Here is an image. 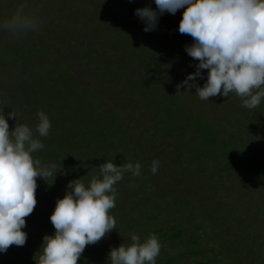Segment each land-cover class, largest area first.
Segmentation results:
<instances>
[{
	"label": "trees",
	"instance_id": "obj_1",
	"mask_svg": "<svg viewBox=\"0 0 264 264\" xmlns=\"http://www.w3.org/2000/svg\"><path fill=\"white\" fill-rule=\"evenodd\" d=\"M103 1L101 4V0H93L86 7L88 11L83 13L71 15L68 12V14H63L67 15L65 17L59 15L55 21L56 24L47 27L45 33L41 29L37 32L40 40L35 39L34 33H29L22 40L10 39L14 42L4 45L2 40L9 37L6 34H0V111L4 110L10 131L14 130L16 124L15 119L7 116L10 111L16 113L19 124L27 125L33 130L39 123L36 115L38 112H44L48 116L51 123L49 135L34 137L40 139L45 147L32 155L34 159H39L42 165L56 166L52 176L54 179L66 181L68 176L72 175L74 180L80 179L86 185L93 176L99 175L98 166L104 162L111 161L118 166L128 162L141 164V175L133 178L131 184H128V188H133V194L127 197L126 203H120V201L115 203V208L109 213L116 220V228L113 230L112 237L119 245L128 246L131 242L127 237L123 239V234L126 233L120 232L119 228L123 227L124 217L128 218L139 210L142 213L138 214L139 217L146 218V223L140 222L138 218L131 219V225H128L129 230L141 231L142 229L141 233H136L139 237L142 234H147V237L152 234H162L164 231L163 228L152 232L143 229L150 225L151 220L158 218L157 215L148 217V214L151 209H158L159 204L151 207L149 204L152 198L148 196V193H144L146 198L142 197V189L150 185L161 190L164 182L161 173H165L159 170L160 173L153 174L146 164L148 159L146 160L145 155L159 151L157 147H154L157 143H151V146L146 145L148 141L146 136L149 133L147 127L150 123L156 121L159 125L157 133L163 141L171 142V148L173 147L177 153L184 154L187 151L186 154L191 162L207 158L210 151L214 153L222 150L223 155L227 157V162L225 168L219 170L220 172L239 171L241 165L244 164L242 166L251 172L250 175L264 176V159H262L264 146L261 149L264 139H258L257 142H251L252 144L245 146L236 145L231 140L220 139L219 132L203 117L181 106L179 98L167 96L163 101H151L153 94L141 87L142 77H138V73L130 72V70L125 73L121 68V60L126 56L133 60L141 56L142 60L145 59L143 62L147 69L151 68L152 72H156L158 69L155 65L149 64V61L155 57L148 48V42L158 37H151L145 41V38L137 31L130 29L122 35L119 24L115 26L109 23L110 20L119 18V15L108 10L113 8L123 10L125 7H136V10L138 8L136 0L134 2H129V0ZM37 4L39 3L29 5L28 8L34 15H37ZM152 9L155 10L156 5ZM74 10H82V8ZM89 13L102 16L97 22L95 17L90 18ZM182 13L183 9L178 10L175 15L164 13L159 18L157 30L150 31V35L158 33L159 30L168 32L170 38L179 42L181 46L185 38V35L178 33ZM102 17L106 19L101 20ZM133 24L136 27L139 25L138 17L130 23L132 26ZM141 24L144 26L143 22ZM164 25L165 28H162ZM49 37H53L56 42L52 43ZM77 68L81 70L78 75H75ZM126 75L130 79L137 78L141 81L136 89L126 90L128 95L134 93L130 97L137 98L138 104L134 107L138 108L141 114L136 118L131 115L130 118L126 117L130 110L129 106V109L122 110L123 107L114 105L115 102L108 104L106 100L108 95H98V91H95V88L99 90L101 87L111 90L113 86L117 95L118 93L123 95L122 87L126 82L124 80ZM85 83L90 85L86 86ZM83 86L86 87L85 90H81ZM135 90L138 93H135ZM147 114L151 117L146 118ZM184 120L190 122L188 127L193 126L196 131L191 135L189 142H184L185 134H187ZM231 144L236 146L234 150H238V153L231 154L234 152L230 149ZM178 158L176 165L182 164L185 156ZM211 174L213 176L215 173ZM54 179L50 177L46 182L48 180L54 182ZM141 181L143 183L139 189L138 185ZM37 184L38 188L42 186L43 193H36V198L46 206L43 210L44 219L39 220L44 221L43 228L55 231L50 222L55 205L52 200L51 202L45 200V195L52 192L46 190L47 183ZM60 193L58 191L52 194L62 199L64 193ZM136 195H139L141 199H137ZM174 230L176 231L171 236H168V233L164 236L172 244L174 242L182 244L185 238L183 230H179L177 226ZM189 241L197 244L196 236L189 238ZM11 253L9 249L6 253H0V260L10 259L13 264H30L33 259V246L26 252L15 253L16 255L12 256ZM188 254L197 256L200 253L189 251L186 254L171 257L164 264H181L179 259H184ZM9 255L12 258H9ZM156 264L161 263L159 261ZM200 264L211 263L200 262Z\"/></svg>",
	"mask_w": 264,
	"mask_h": 264
},
{
	"label": "rangeland",
	"instance_id": "obj_2",
	"mask_svg": "<svg viewBox=\"0 0 264 264\" xmlns=\"http://www.w3.org/2000/svg\"><path fill=\"white\" fill-rule=\"evenodd\" d=\"M136 1L138 2V8H152L155 5L154 0ZM37 2L39 4L36 5V16L40 21V29L45 33L47 27L56 24L55 21H57L59 15L62 16L64 13L68 14V12L74 15L88 11L86 7L93 0H0V17L8 15L21 5L26 11L31 12L28 9L29 5H34ZM102 2L104 1L101 0L100 3L102 4ZM75 8H82V10H74ZM135 8L125 7L123 10L118 8L108 10L119 15V18L110 20L109 23L115 26L119 24L122 35H125L127 29H130L137 31L145 38V41L151 37H158L156 40L151 39L148 42V48L155 57L149 61V64L155 65L158 69L156 72H152L151 68L147 69L143 62L145 59L142 60L141 56L135 60L126 56L121 60V68L124 69L125 73L130 70V72L138 73V77H142L143 84L141 87L153 94L151 95V101H163L167 96L179 98L181 106L188 108L197 116H201L205 121H208L219 132L220 139L231 140L236 145L245 146L252 144L251 142H257L258 139H264V99L255 109H248L241 106V98L234 93L230 94V97H210L209 101L201 100L198 95H195L196 90L194 87L190 89L182 87L180 92L184 93L177 94L176 86L182 83L189 74L194 73V69L196 71L195 65L198 61L193 60L184 50L186 45L193 42L192 38L185 35L180 46L179 42H175L170 38L168 32L159 30L158 33L152 35L145 32L139 18L137 27L134 24L133 26L130 25L131 22L133 23L137 19L134 16ZM88 15L91 16L90 18L95 17L97 22L99 17L102 16H96L92 13ZM104 19L106 18L102 17L101 20ZM162 28H165V25ZM110 31L116 33L114 30ZM34 35L36 40H40V35L37 32H34ZM10 39L6 37L2 40V43L8 45L14 42ZM22 39L24 37L19 40ZM49 39L52 43L56 42L53 37H49ZM80 70L81 68L75 69L74 74L78 75ZM201 71L204 78L198 77L194 82L200 87L206 82L207 77V70ZM124 80L126 82L122 87L123 95L122 93L117 95L113 90V86L111 90L101 87L99 90L95 88V91H98V95L107 94L108 104H114L115 102L114 105L123 107L122 110L130 107L126 117L130 118L131 115L136 118L137 115L141 114L136 108L137 98L130 97L134 93L128 95L126 90L136 89L141 81L137 78L130 79L127 75L124 76ZM192 83L193 81H189V84ZM88 85L90 84L88 83ZM85 88L83 86L81 90H85ZM76 91L79 92L78 89ZM135 93H138L137 90H135ZM149 117L151 115L147 114L146 118ZM184 122L186 124L185 132L187 133L184 142H189L191 135L196 131H194L193 126L188 127L190 122L186 120ZM158 127L156 121L150 123L147 127L149 133L146 136L148 140L146 145L151 146V143H157L154 147H157L159 151L146 154L145 157L146 160L148 159L146 164L150 169L153 160L160 162L157 173H160L159 170L165 171L164 174L161 173L164 182L161 190L150 185L142 189V197L146 198L144 193H148V196L152 198V202L149 204L151 207L159 204L158 209H151L148 214V217L157 215L158 218L151 220L150 225L145 226L143 229L150 232L158 228L164 229L162 234H155L162 245L156 262L160 261L161 264H164L171 257H177L189 251H197L200 253L197 256L188 254L184 259H179L181 264H200V262H210L211 264H264V176L250 175L251 172L242 166L244 164L241 165L239 171L220 172L219 170L225 168L227 162V157L223 155L222 150H217L214 153L210 151L207 158L191 162L186 154L187 151L184 154L177 153L173 150V147L171 148V142H168V140L163 141L157 133ZM234 144H231L230 149H235ZM263 146L264 143L261 149H263ZM236 152L239 151L234 150L231 154H236ZM183 155L185 156L184 162L176 165L178 157ZM211 173L215 174L212 176ZM133 178L135 176L131 173H125L122 181L115 185L118 193L115 203L119 201L120 203H126L127 197L133 194V188H128ZM51 179L54 178L51 177ZM70 179L74 180L72 175H69L66 181L54 179V182H50V180L46 182L38 178L37 183L43 184L45 182L48 184L46 190L52 193L60 191V194L64 193L65 195ZM89 183H86V186ZM142 183L143 181L139 182V189ZM161 191L163 192L160 195ZM36 193H43L42 186L37 188ZM52 193L45 195V200L49 202L52 200L53 205H55L58 198ZM136 198L141 199L139 195H136ZM42 207L44 208L42 209ZM45 207L37 199V205L33 213L26 218V227L22 229L27 233L26 244L22 247L11 246L9 248L12 252L11 256L15 253L26 252L33 246V259L30 264L35 263L37 257L34 256L41 250L43 237L53 235L55 232L43 228L44 221L39 220L43 218ZM138 214H142L140 210L128 218H123V227L119 228L120 232L126 233L123 234V239L127 237L131 242L132 234H139L143 231L142 229L141 231L128 229V225H131V219L138 218L140 222L146 223V218H140ZM176 226L179 230L182 229L185 234L182 244L179 242L172 244L164 236L165 233L171 236L176 231L174 230ZM112 233L113 231L97 244L87 246L78 264H110L108 254L111 248L120 246L117 240L112 237ZM194 236L197 238V244L189 241V238L192 239ZM146 238L147 234L140 235L141 242ZM10 255L9 258H12ZM0 264H13V262L10 259H1Z\"/></svg>",
	"mask_w": 264,
	"mask_h": 264
},
{
	"label": "clouds",
	"instance_id": "obj_3",
	"mask_svg": "<svg viewBox=\"0 0 264 264\" xmlns=\"http://www.w3.org/2000/svg\"><path fill=\"white\" fill-rule=\"evenodd\" d=\"M134 2V0H129ZM156 9L143 7L134 14L143 22L144 31L157 28L164 13L175 15L183 9L178 31L192 38L185 52L198 63L196 71L176 86L195 88L201 100L210 97H230L235 94L242 107L255 109L264 99V0H154ZM40 31L36 15L21 5L6 16L0 17V34L11 39H21L29 33ZM202 87L194 82L203 79ZM189 81H193L189 84ZM39 123L35 130L17 122L9 130L4 110L0 111V253L15 245L26 244V218L36 205L37 179L46 181L53 176L55 165H42L33 153L45 146L40 139L47 137L51 128L48 116L38 112ZM160 162L153 160L151 172L155 174ZM99 175L93 176L88 186L80 179L72 180L62 199L58 198L50 222L55 232L45 235L41 250L34 256L35 264H78L89 245H95L116 228L110 215L115 208L117 190L125 173L141 175V164L131 162L116 165L111 161L99 166ZM58 173V172H57ZM56 173V174H57ZM161 243L154 234L141 242L131 235V244L111 248L110 264H156Z\"/></svg>",
	"mask_w": 264,
	"mask_h": 264
}]
</instances>
